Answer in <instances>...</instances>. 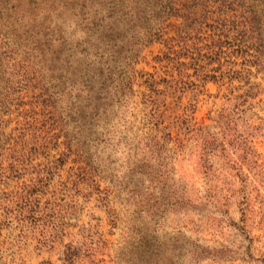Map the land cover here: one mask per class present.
<instances>
[{"label": "rangeland", "instance_id": "1", "mask_svg": "<svg viewBox=\"0 0 264 264\" xmlns=\"http://www.w3.org/2000/svg\"><path fill=\"white\" fill-rule=\"evenodd\" d=\"M139 1L0 0V264H264V72L180 98L165 80L200 82L180 62L226 44L227 13Z\"/></svg>", "mask_w": 264, "mask_h": 264}, {"label": "trees", "instance_id": "2", "mask_svg": "<svg viewBox=\"0 0 264 264\" xmlns=\"http://www.w3.org/2000/svg\"><path fill=\"white\" fill-rule=\"evenodd\" d=\"M173 1L176 0H166L164 3H160L158 5H161V9L164 8L162 15L160 16H170L173 14V12L177 11L178 9ZM216 3L218 0H214ZM137 2L140 4L141 2L137 0ZM196 3V2H195ZM221 7L220 10L227 13L226 17H224V25L227 28H217L225 31L219 33L217 36L222 37L225 36L226 44L218 43L215 41V38H212V43L207 44L206 47H196L197 55H194V52H191L192 55L190 61H181V65H184L185 68H189L192 65L196 67V71H202L201 74L197 73V79L200 80V82H196L194 80H191V77L193 76L192 73H189L188 70L184 71L183 69H180L181 73V79L182 81L177 80L176 76L174 74L172 75L171 79H166V88L167 83H171V87H173L177 93H180V98L184 95V93L187 91L188 88H193L194 85L199 86L202 83V85H205L209 81H217L222 82L223 84L226 82L233 83L236 80L239 82H245L244 84L241 83V86L239 88H243L246 84H249L251 82L252 74L255 73L254 68H256V73L264 72V0H220L218 2ZM182 5L179 10H182L184 8L191 9L193 6L190 5L187 2H180ZM235 4H239L235 6ZM140 7V6H138ZM242 8V10L240 9ZM238 10H241L240 13L237 12ZM134 11V10H133ZM233 11V14L228 16V12ZM136 12L131 13V15H134ZM230 24V25H229ZM111 26H109L110 28ZM188 29V28H187ZM160 35V31L158 32ZM184 39L183 48H186L188 44L189 38H182ZM171 41H173L171 43ZM174 41H178L176 37L170 38L171 43L169 53H179L176 49H174L175 45H178L180 47V43L175 44ZM153 42L152 39L148 40V43ZM205 50V51H204ZM204 51V52H203ZM166 57L169 60H174L170 55L166 53ZM189 57V56H187ZM181 58L180 54L179 57ZM202 58V59H201ZM206 58L208 61H204L203 59ZM239 58L242 60L239 62ZM9 61V60H8ZM218 63L217 66H209L213 63ZM11 63V62H10ZM16 64V63H13ZM242 64L241 67H237V65ZM226 65V66H225ZM2 63L0 61V72H4L6 69H2ZM182 72L185 74L183 77ZM196 74V72H195ZM132 79V77L130 78ZM150 80V87L153 88L154 92H158L159 88L157 87L159 82L156 80V74L150 73L149 75ZM148 81V80H147ZM104 84V83H103ZM107 88V93L105 96L107 97L108 102L110 99V89L108 85L104 84ZM4 87L0 90V94H4L5 89L8 87L7 85H3ZM258 87L257 85H252L249 88H246L244 92L240 93L237 97L242 98L241 102L237 103L236 108L238 110H241V107L244 106L249 102V98L251 96H256L257 91L254 89ZM230 89L233 90V87L230 86ZM231 90V91H232ZM162 93H165L164 90L160 91ZM45 93H40L39 97L46 95ZM53 92L49 93L48 96H45L46 100L50 101V96ZM153 93V92H152ZM104 94V93H103ZM158 94V93H157ZM161 94V93H160ZM151 96V94H150ZM153 96V94H152ZM2 105V101H0ZM153 104L151 110L148 111L149 116V123H153V127L151 128L152 133L148 134V137L152 141L160 142L161 138H166L164 141L171 140L175 138V135H173V127L169 124H165V121L163 120V117L165 115V111L161 110V104L160 100L158 98L153 99ZM195 111V107H192V112ZM194 130H201L200 126H196V124L193 125ZM164 130L167 131V133L164 134ZM162 136H159V132ZM155 132V133H154ZM179 138V137H178ZM168 142V141H167ZM6 149L5 146L0 145V156L2 155V150ZM1 177V174H0ZM1 225V224H0ZM1 233V228H0Z\"/></svg>", "mask_w": 264, "mask_h": 264}]
</instances>
